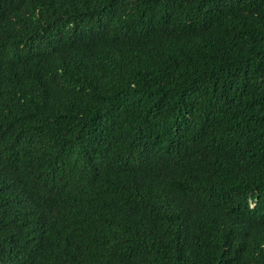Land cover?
<instances>
[{
    "label": "trees",
    "instance_id": "obj_1",
    "mask_svg": "<svg viewBox=\"0 0 264 264\" xmlns=\"http://www.w3.org/2000/svg\"><path fill=\"white\" fill-rule=\"evenodd\" d=\"M0 264H264V0H0Z\"/></svg>",
    "mask_w": 264,
    "mask_h": 264
}]
</instances>
